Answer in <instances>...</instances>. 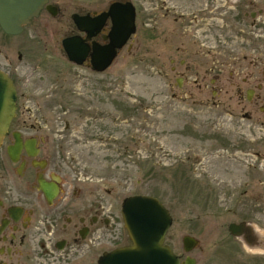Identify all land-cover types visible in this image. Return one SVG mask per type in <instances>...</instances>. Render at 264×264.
I'll return each mask as SVG.
<instances>
[{"label": "flooded vegetation", "instance_id": "1", "mask_svg": "<svg viewBox=\"0 0 264 264\" xmlns=\"http://www.w3.org/2000/svg\"><path fill=\"white\" fill-rule=\"evenodd\" d=\"M153 1L47 0L20 33L0 28V71L11 78L16 90L15 114L0 144V264H90L95 252L97 262L104 252L131 244L122 201L114 207L106 200L112 190L78 174L68 151L52 137L57 119L48 117L41 103L35 101L33 110L27 102L53 98L52 91L38 88L49 70H59L53 63L61 59L72 70L95 74L108 71L125 46L134 59L136 46L127 42L135 38L139 24L149 38L163 32ZM179 2L173 21L177 27L166 34L181 37V86L192 78L194 92L189 91L188 97L215 111V116L222 107L223 116L236 123L230 130L211 134L210 152L221 159L220 171L229 175L220 181L234 184L227 188L228 211L243 212L246 218L236 223L260 230L264 225V0ZM115 4L125 6L119 16L128 21L132 17L134 31L115 50L111 64L96 70L93 55L97 47L111 43L117 14L110 10ZM80 18L100 21L88 26ZM22 34L24 38L17 41ZM66 39L68 46L78 40L84 47L81 58L68 56ZM189 42L194 46L191 51L184 45ZM184 55H192L193 62ZM57 79L51 76L52 86ZM254 242L258 244V239L250 237L248 243Z\"/></svg>", "mask_w": 264, "mask_h": 264}, {"label": "rangeland", "instance_id": "2", "mask_svg": "<svg viewBox=\"0 0 264 264\" xmlns=\"http://www.w3.org/2000/svg\"><path fill=\"white\" fill-rule=\"evenodd\" d=\"M179 1H153L163 32L149 38L139 24L135 38L127 42L136 46L134 59L122 46L103 74L72 70L61 59L53 63L59 70H49L38 88L52 91L53 98L30 99L27 104L34 110L37 101L48 117L57 119L52 137L68 151L79 175L112 190L108 203L120 207L122 199L132 195L162 202L172 217L165 243L181 264L187 257L195 259L194 264H264V250L252 251L256 244L249 246L228 232L229 223L246 216L228 211L227 188L234 184L220 181L229 175L220 171L221 159L210 152L211 134L230 130L236 123L223 116L222 107L217 110L220 116H215V111L188 97L189 91L194 92L192 78L181 86V37L166 34L177 27L173 21ZM184 45L189 51L194 48L190 42ZM184 57L193 62L192 55ZM51 76L58 78L53 86ZM261 228L264 232V225ZM253 231V239H260V231ZM184 235L198 241L189 252L184 251ZM98 254L90 256V264Z\"/></svg>", "mask_w": 264, "mask_h": 264}, {"label": "water", "instance_id": "3", "mask_svg": "<svg viewBox=\"0 0 264 264\" xmlns=\"http://www.w3.org/2000/svg\"><path fill=\"white\" fill-rule=\"evenodd\" d=\"M47 0H0V28L9 34H18L30 18L38 14ZM134 27L125 29L118 43L114 44L105 63L94 65L96 70L106 69L115 56V50L121 48L132 34ZM121 35V34H120ZM70 39L63 41L70 58H74L75 49H68ZM16 90L11 78L0 71V144L15 114ZM121 215L124 228L131 244L104 252L96 264H181L179 255L175 254L165 243V234L172 224L169 210L156 197L149 195H132L123 199ZM228 232L237 238L254 237L253 227L245 222L229 223ZM184 251L196 247L198 241L184 235ZM186 259V261H185ZM186 264H194L195 259L187 257ZM184 264V263H183Z\"/></svg>", "mask_w": 264, "mask_h": 264}, {"label": "bare ground", "instance_id": "4", "mask_svg": "<svg viewBox=\"0 0 264 264\" xmlns=\"http://www.w3.org/2000/svg\"><path fill=\"white\" fill-rule=\"evenodd\" d=\"M125 10H126L125 6H121L119 4L113 5L111 10H110L112 14H113V12H115L114 15L117 14L116 17L114 16L113 29H112V32L110 34L111 41H113V37L116 39V42H114V43H118L120 41V39L123 37L122 34H123V31H125V29H127V28L130 29V28L134 27L133 22H132V17H131L130 21H128L127 19H125L123 17L121 18V16H119V14L122 15V12ZM98 21H100V19H98V18L95 20L80 18V22L84 25L87 24L88 26H95ZM73 41L72 40L70 41V46H68V49L70 47L71 48L73 47L75 49V58H81L82 57L81 54L84 52V47L78 42V40H73ZM114 43L111 42L110 45L111 44L113 45ZM110 45H108L104 48H98V47L96 48L95 53L93 55V59H92L94 65L105 63L108 55L110 54V50H111ZM115 53H116V51H115ZM259 231H260V233H259L258 237L260 239H258V244H256L257 242L253 243L256 245L253 246L254 249H252V251H257V252L262 251L263 252V250H264V232H262L261 229ZM250 237H252V235L250 233H248V235L246 237H244V236L242 237L244 239L245 243L249 246H250V243H248V240L250 239ZM247 248H249V247L247 246ZM184 264H186V262Z\"/></svg>", "mask_w": 264, "mask_h": 264}]
</instances>
